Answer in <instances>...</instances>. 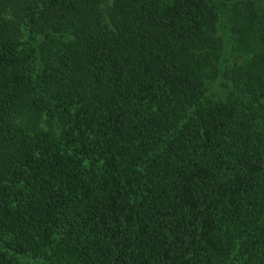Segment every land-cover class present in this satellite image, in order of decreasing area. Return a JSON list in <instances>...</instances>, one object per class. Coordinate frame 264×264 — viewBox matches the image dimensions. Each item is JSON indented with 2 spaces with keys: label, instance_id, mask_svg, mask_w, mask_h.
<instances>
[{
  "label": "trees",
  "instance_id": "obj_1",
  "mask_svg": "<svg viewBox=\"0 0 264 264\" xmlns=\"http://www.w3.org/2000/svg\"><path fill=\"white\" fill-rule=\"evenodd\" d=\"M0 264H264V0H0Z\"/></svg>",
  "mask_w": 264,
  "mask_h": 264
}]
</instances>
